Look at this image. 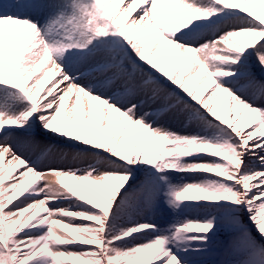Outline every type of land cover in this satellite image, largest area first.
<instances>
[{"label":"snow or ice","instance_id":"1","mask_svg":"<svg viewBox=\"0 0 264 264\" xmlns=\"http://www.w3.org/2000/svg\"><path fill=\"white\" fill-rule=\"evenodd\" d=\"M0 264H264V0H0Z\"/></svg>","mask_w":264,"mask_h":264},{"label":"rangeland","instance_id":"2","mask_svg":"<svg viewBox=\"0 0 264 264\" xmlns=\"http://www.w3.org/2000/svg\"><path fill=\"white\" fill-rule=\"evenodd\" d=\"M193 86H195V81L193 82Z\"/></svg>","mask_w":264,"mask_h":264}]
</instances>
